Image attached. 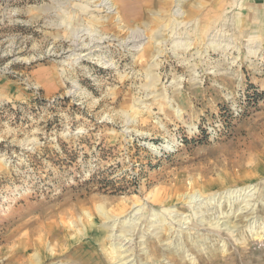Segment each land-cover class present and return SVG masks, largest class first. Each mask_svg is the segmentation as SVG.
<instances>
[{
	"label": "rangeland",
	"instance_id": "1",
	"mask_svg": "<svg viewBox=\"0 0 264 264\" xmlns=\"http://www.w3.org/2000/svg\"><path fill=\"white\" fill-rule=\"evenodd\" d=\"M110 2L0 0V264H264V0Z\"/></svg>",
	"mask_w": 264,
	"mask_h": 264
},
{
	"label": "bare ground",
	"instance_id": "2",
	"mask_svg": "<svg viewBox=\"0 0 264 264\" xmlns=\"http://www.w3.org/2000/svg\"><path fill=\"white\" fill-rule=\"evenodd\" d=\"M100 1V0H99ZM92 3V2H91ZM101 5H103V6H106V8H107V10L109 11V12H112L113 11V9H112V4H111V2H110V0H101ZM82 7V6H81ZM85 8V7H84ZM174 12V14L175 15H181L182 14V11H180V8L177 6L176 7V9L173 11ZM120 20V19H119ZM118 23V22H117ZM95 24V23H94ZM137 27V26H136ZM137 29V32H135V29H131L130 30V37H129V39L127 40V39H125L124 40V42L126 43V44H131V46L132 47H134V49L135 48H137V47H139L140 46V44H141V41L143 40V37H144V34H143V31L142 30H140V29H138V28H136ZM91 30V29H90ZM83 32V31H82ZM79 33V32H78ZM78 33H76V35L74 36V37H77V35H78ZM73 36V35H72ZM106 39L108 40L109 39V36L108 37H103V36H100V37H98L97 38V41L95 42V43H97V45L98 46H100L102 43H104L105 41H106ZM157 39V38H156ZM105 40V41H104ZM151 41V40H150ZM74 42V41H73ZM93 42V41H92ZM149 42V41H148ZM157 41L155 40V44L157 45V43L159 42H157ZM74 43H76V42H74ZM94 43V44H95ZM154 43V41L153 42H151V44H153ZM161 43V42H160ZM180 43V42H179ZM186 43H188V42H186ZM186 43H184L185 45H187ZM105 45V44H104ZM149 46H150V44H148ZM103 46H101V48H102ZM105 47V46H104ZM95 48V47H94ZM93 48V49H94ZM100 48V47H99ZM153 48V47H152ZM75 49V48H74ZM154 49H155V51H158V49H156V48H153V51H154ZM102 50V49H101ZM152 50V49H151ZM73 51V50H72ZM98 51H100V50H98ZM152 51V52H153ZM76 52V51H75ZM145 52V51H144ZM91 53V50L89 49V51L86 53H74V52H71V55H73V59L74 60H76V61H78L77 59H80V58H82L83 56H85V55H88V54H90ZM71 57V56H70ZM98 57V56H97ZM72 58V57H71ZM99 60H101L102 59V56L101 57H99L98 58ZM107 60V59H106ZM106 60H104V63H105V61ZM100 62V61H99ZM107 62V61H106ZM67 63V62H66ZM103 63V64H104ZM111 64V63H110ZM109 64V65H110ZM243 190V193L242 194H247L248 193V191L249 190H247L246 191V189L245 188H243L242 189ZM229 193H228V196H231L230 194H232V192L233 191H228ZM242 192V191H241ZM193 194H197L196 192H194V193H192V194H189V195H187L189 198H191L192 196H193ZM242 194H241V196H242ZM232 195H235L234 197L236 198V197H238V196H240V194H235V193H233ZM199 196V195H198ZM248 196V195H247ZM232 197V196H231ZM231 197H229V199L231 198ZM187 198V197H186ZM242 199V198H241ZM196 201V200H195ZM187 202H188V200H187ZM197 202V201H196ZM200 202V201H199ZM136 206H138V204H136V203H132V205H131V207H130V211L128 212V217H126V219H125V221H119V218H118V216H116V215H114V216H111L109 213H108V211L107 210H105L104 209V207H103V205L101 206V205H99V206H97V211L99 212V214L101 215V216H103V219H105V223L108 225V228H109V235H108V237H107V240H108V243L110 244V250H109V254L107 255V258L113 263V264H130V263H132V262H130L131 260L130 259H127L128 257L127 256H129L126 252V254H124L122 257L120 256V250H119V252H118V249L120 248V246H118V244L119 243H121V244H124L123 243V240L127 237L126 235V237H124V235L122 234L121 235V231L120 232H118V233H115V231L116 230H113L114 228L115 229H117V228H123V227H130V228H132L131 226H134V228H135V223H136V219L138 218H136L135 216L138 214V212H139V207L138 208H135ZM246 211V210H245ZM125 214V213H124ZM154 214H156V213H154ZM153 214V215H154ZM168 214V213H167ZM117 215H119V214H117ZM126 215V214H125ZM164 215V214H163ZM138 216V215H137ZM159 217V216H158ZM155 218V217H154ZM166 218V217H165ZM151 219V218H150ZM156 219H158L157 217H156ZM153 221L154 222H156L154 219H153ZM161 221H164L165 222V219H164V217H160V222ZM158 222V221H157ZM172 223V222H171ZM170 225V224H169ZM151 226H153V225H151ZM171 226V225H170ZM179 226V225H178ZM215 226V225H214ZM167 227V226H166ZM130 228H129V230H130ZM168 228V227H167ZM170 228V227H169ZM168 228V229H169ZM171 228H173V227H171ZM127 230V229H126ZM170 230V229H169ZM178 230V229H177ZM114 231V232H113ZM181 231V230H180ZM133 233V232H132ZM155 233V232H154ZM127 234V233H126ZM128 235V234H127ZM128 238V237H127ZM131 239V238H130ZM127 240H129V238L127 239ZM126 241V240H125ZM124 247V246H123ZM118 248V249H117ZM122 248V247H121ZM123 249V248H122ZM124 251V250H123ZM106 253H107V251H106ZM123 253V252H122ZM121 253V254H122ZM153 254V253H152ZM30 256H32V255H30ZM39 256V255H38ZM38 256L37 255H35L34 254V260H35V257H37L38 258ZM32 257V258H33Z\"/></svg>",
	"mask_w": 264,
	"mask_h": 264
}]
</instances>
